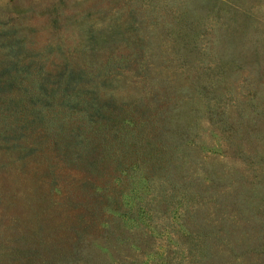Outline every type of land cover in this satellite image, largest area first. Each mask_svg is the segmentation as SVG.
Here are the masks:
<instances>
[{
    "label": "rangeland",
    "instance_id": "374dc122",
    "mask_svg": "<svg viewBox=\"0 0 264 264\" xmlns=\"http://www.w3.org/2000/svg\"><path fill=\"white\" fill-rule=\"evenodd\" d=\"M17 72L72 75L105 118L16 123L34 107ZM106 120L177 148L142 170L130 143L122 208L92 221L56 140ZM0 264H264V0H0Z\"/></svg>",
    "mask_w": 264,
    "mask_h": 264
},
{
    "label": "trees",
    "instance_id": "16d2710c",
    "mask_svg": "<svg viewBox=\"0 0 264 264\" xmlns=\"http://www.w3.org/2000/svg\"><path fill=\"white\" fill-rule=\"evenodd\" d=\"M106 70L107 68L104 71ZM38 76L39 74L35 79L36 76L32 75L26 82L23 79V74L17 72L16 76H12L14 83L18 86L19 84L25 86L21 103L29 102L34 105L33 108H29L31 111L24 108L28 115L25 118H20L21 112L17 113L16 123L21 121L26 125L41 123L43 133H54L59 136L60 133L66 132V130L61 132L59 127L65 125L71 115L77 116L82 112H89L94 119L103 120L105 118L107 112L104 108H94L97 105L95 101H109H105L101 94L97 97L95 92L79 87L75 84L72 75L69 76L70 80L69 77L63 78L56 87L48 89L39 85L41 82ZM85 86L88 87L89 84ZM94 88L92 87L91 90ZM109 100L112 101L113 98ZM116 120L117 117H114V123ZM90 121L94 123V120ZM114 123H108L106 120L107 125H104L105 129L100 133H95V131L88 133V128L83 126V121L81 123L78 121L73 129H70L71 132L64 135V140H56L57 150L61 154L63 151L66 165L70 163L71 169L80 170L81 176L83 173L85 175L76 187L72 183L71 186L72 189L75 187L77 196L85 199L83 212L92 221L97 220L108 209L117 206V211H120L122 208L119 205L120 192H118V183L114 174L123 169L125 172L117 175V179L122 182L124 174H128L126 182H130V166L123 165L122 160L125 154L130 153V143H134L135 151L137 154H141L142 170L151 167L152 169L156 167L169 168L172 163V152L174 148H177V144L174 146L170 140V135L167 136L170 133H136L130 138V133L125 130V123L118 128ZM95 128L97 127L93 126V130ZM96 141L98 143L96 148L101 149L98 156L94 155L95 151H88L90 143ZM60 148L62 151L59 150ZM143 148H145L144 151H142ZM191 187L192 185L186 182L180 184V188L185 191L191 190ZM189 230L191 235L198 232L196 231L198 229L194 230V228H189Z\"/></svg>",
    "mask_w": 264,
    "mask_h": 264
}]
</instances>
